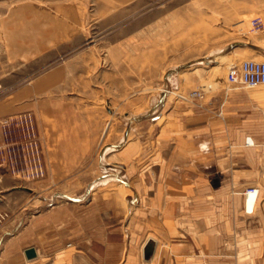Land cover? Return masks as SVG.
<instances>
[{
  "label": "crops",
  "instance_id": "obj_1",
  "mask_svg": "<svg viewBox=\"0 0 264 264\" xmlns=\"http://www.w3.org/2000/svg\"><path fill=\"white\" fill-rule=\"evenodd\" d=\"M247 47L253 48L223 38L199 62L212 63ZM179 76H172L177 89L183 84ZM205 81L194 85L207 86L198 101L167 99L158 110L160 93L151 97L138 117L154 108L158 116L130 125L133 136L120 152L138 157L128 158L131 166L122 167L124 175L116 178L108 198L91 193L85 205L62 200L42 208L33 202L23 221L28 209H9L0 234L21 225L12 236L22 248L14 264H264V85ZM82 118L78 110H39L46 167L39 179L67 180L97 146L98 121H89V132ZM113 137L107 149L121 139ZM248 138L252 143L246 144ZM252 184L259 192L247 206L242 191ZM28 247L35 249L32 258L25 255Z\"/></svg>",
  "mask_w": 264,
  "mask_h": 264
},
{
  "label": "rangeland",
  "instance_id": "obj_2",
  "mask_svg": "<svg viewBox=\"0 0 264 264\" xmlns=\"http://www.w3.org/2000/svg\"><path fill=\"white\" fill-rule=\"evenodd\" d=\"M256 16L264 21V0H0V119L16 117L9 125L0 123V210L6 214L0 226L10 219L9 209H28L22 215L25 220L33 202L39 208L62 200L85 205L91 193L104 199L111 196L116 178L124 175L122 167L131 166L128 158L138 157L133 152L124 157L120 152L133 136L128 133L131 126L145 123L140 119L146 116H158L153 111L157 106L161 110L167 99L198 101L179 95L194 89L204 94L207 86L194 85L226 79L227 69L236 61H264V30L252 29L250 24ZM222 37L241 39L253 48L200 63L203 55L219 47ZM176 72L183 83L179 89L172 78ZM157 93L161 96L150 110L153 114L138 117ZM70 109L82 111L83 129L90 132L92 120L99 125L97 146L88 151L74 174L64 181L48 182L11 173L7 147L27 136L26 115L40 139L45 163L36 116L39 110ZM112 136H118L117 141L125 139L107 149ZM154 136L151 132L148 140ZM249 186L259 192L256 184L242 192ZM9 189L14 194H7ZM19 226L1 230L4 264H14L15 257L22 255L17 238L12 237Z\"/></svg>",
  "mask_w": 264,
  "mask_h": 264
},
{
  "label": "built area",
  "instance_id": "obj_3",
  "mask_svg": "<svg viewBox=\"0 0 264 264\" xmlns=\"http://www.w3.org/2000/svg\"><path fill=\"white\" fill-rule=\"evenodd\" d=\"M250 24L252 29L264 30V21L258 16L253 17ZM226 79L231 84H239L244 87L264 85V61L244 59L239 64L229 67ZM179 96L185 100L200 98L203 96V90L194 89L185 96ZM14 119H16L15 116H7L0 119V123L9 125ZM25 119L30 126L27 129V136L23 140L9 143L6 163L11 173L27 180H35L43 177L46 169L40 139L34 131L31 117L26 115ZM249 143L252 141H249L248 138L246 144ZM253 193L256 198L258 189L254 186H249L244 191L245 197ZM5 216L6 214L0 210V222Z\"/></svg>",
  "mask_w": 264,
  "mask_h": 264
},
{
  "label": "bare ground",
  "instance_id": "obj_4",
  "mask_svg": "<svg viewBox=\"0 0 264 264\" xmlns=\"http://www.w3.org/2000/svg\"><path fill=\"white\" fill-rule=\"evenodd\" d=\"M257 196H258V194H257ZM257 196H256V198H255V194H254V193H253V194H249V195H247V197H245V198H246V200H245L246 204H247V205H252V204L256 201ZM35 253H36V252H35ZM152 254H153V253H152Z\"/></svg>",
  "mask_w": 264,
  "mask_h": 264
},
{
  "label": "water",
  "instance_id": "obj_5",
  "mask_svg": "<svg viewBox=\"0 0 264 264\" xmlns=\"http://www.w3.org/2000/svg\"><path fill=\"white\" fill-rule=\"evenodd\" d=\"M24 252L27 258H32L36 255L35 249L33 247L26 248Z\"/></svg>",
  "mask_w": 264,
  "mask_h": 264
}]
</instances>
